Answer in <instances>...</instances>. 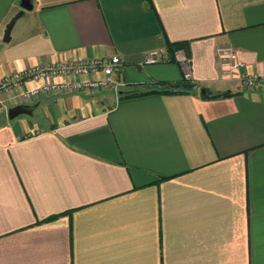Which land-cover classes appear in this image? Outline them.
I'll use <instances>...</instances> for the list:
<instances>
[{
  "label": "crops",
  "instance_id": "obj_1",
  "mask_svg": "<svg viewBox=\"0 0 264 264\" xmlns=\"http://www.w3.org/2000/svg\"><path fill=\"white\" fill-rule=\"evenodd\" d=\"M32 2L3 42L21 7L0 0V77L119 55L121 85L0 118V264H264V91L217 57L230 45L264 75V0ZM174 42L195 88L119 98L182 80ZM152 49L168 60L143 63Z\"/></svg>",
  "mask_w": 264,
  "mask_h": 264
},
{
  "label": "built area",
  "instance_id": "obj_2",
  "mask_svg": "<svg viewBox=\"0 0 264 264\" xmlns=\"http://www.w3.org/2000/svg\"><path fill=\"white\" fill-rule=\"evenodd\" d=\"M218 64L223 75H239L244 87L264 91V75L238 72L242 62L237 51L230 45L217 48ZM176 61L183 77L191 79L190 57L183 48L174 51L171 59ZM168 60L161 49L146 51L143 63ZM170 60V58H169ZM123 65L119 55L109 57L70 58L51 64H37L0 77V108L6 111L16 104H31L41 97L69 95L88 91L96 94L108 88L117 89L121 83L115 80ZM240 73V74H238Z\"/></svg>",
  "mask_w": 264,
  "mask_h": 264
},
{
  "label": "trees",
  "instance_id": "obj_3",
  "mask_svg": "<svg viewBox=\"0 0 264 264\" xmlns=\"http://www.w3.org/2000/svg\"><path fill=\"white\" fill-rule=\"evenodd\" d=\"M167 50L173 55L174 51L183 48L188 56V44L187 42H174L167 44ZM195 88V83L191 79L182 78L177 82H158L153 84H140L129 87L128 90L121 92L119 98H131L142 96L150 93L160 94H184L190 93ZM231 92H221L208 96L209 98H219L231 95ZM207 97V96H204Z\"/></svg>",
  "mask_w": 264,
  "mask_h": 264
},
{
  "label": "water",
  "instance_id": "obj_4",
  "mask_svg": "<svg viewBox=\"0 0 264 264\" xmlns=\"http://www.w3.org/2000/svg\"><path fill=\"white\" fill-rule=\"evenodd\" d=\"M19 5L21 9L15 13L10 20L6 23L2 41L3 42H9L11 39V30L17 21L18 18L22 16L24 11L31 10L33 8V2L32 0H19ZM39 103H31V104H16L11 107H9L6 110V117L9 120H12L20 115H27L32 116L35 109L38 107Z\"/></svg>",
  "mask_w": 264,
  "mask_h": 264
},
{
  "label": "rangeland",
  "instance_id": "obj_5",
  "mask_svg": "<svg viewBox=\"0 0 264 264\" xmlns=\"http://www.w3.org/2000/svg\"><path fill=\"white\" fill-rule=\"evenodd\" d=\"M23 20V18L19 19L17 23L21 22ZM6 117V113H3V109L0 108V118H4Z\"/></svg>",
  "mask_w": 264,
  "mask_h": 264
}]
</instances>
